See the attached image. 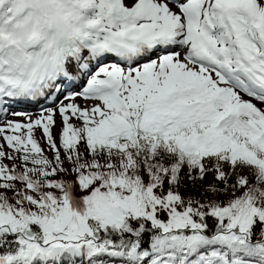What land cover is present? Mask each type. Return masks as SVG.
<instances>
[{
  "label": "snow or ice",
  "instance_id": "obj_1",
  "mask_svg": "<svg viewBox=\"0 0 264 264\" xmlns=\"http://www.w3.org/2000/svg\"><path fill=\"white\" fill-rule=\"evenodd\" d=\"M0 264H264V0H0Z\"/></svg>",
  "mask_w": 264,
  "mask_h": 264
},
{
  "label": "rangeland",
  "instance_id": "obj_2",
  "mask_svg": "<svg viewBox=\"0 0 264 264\" xmlns=\"http://www.w3.org/2000/svg\"><path fill=\"white\" fill-rule=\"evenodd\" d=\"M37 135L39 136V133H37ZM45 147H46V145H45Z\"/></svg>",
  "mask_w": 264,
  "mask_h": 264
}]
</instances>
